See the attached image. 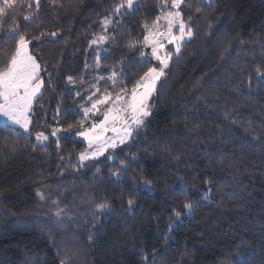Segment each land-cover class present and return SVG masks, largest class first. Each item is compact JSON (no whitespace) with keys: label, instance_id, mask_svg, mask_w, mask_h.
<instances>
[{"label":"trees","instance_id":"obj_1","mask_svg":"<svg viewBox=\"0 0 264 264\" xmlns=\"http://www.w3.org/2000/svg\"><path fill=\"white\" fill-rule=\"evenodd\" d=\"M135 1L0 0V73L23 39L42 85L30 134L0 124V264H264V0ZM175 12L191 38L149 116L81 161L73 136L160 68L146 34Z\"/></svg>","mask_w":264,"mask_h":264},{"label":"rangeland","instance_id":"obj_2","mask_svg":"<svg viewBox=\"0 0 264 264\" xmlns=\"http://www.w3.org/2000/svg\"><path fill=\"white\" fill-rule=\"evenodd\" d=\"M136 6L135 0H125V7ZM175 6V5H174ZM175 12L163 17L146 34L147 47L160 68L149 71L129 99L119 97L108 107L102 120L82 134L73 137L86 144L81 161L99 159L110 151L128 143L134 130H138L149 116L148 101L163 76L164 69L180 46L190 40L191 33ZM161 22V23H160ZM174 49V52L170 51ZM40 65L29 52L28 43L20 39L10 67L0 73V124H5L30 134L31 115L34 103L41 94ZM53 136L63 134L52 131ZM38 144L49 142V135H35ZM40 209L62 217V210L54 193L42 190L39 193Z\"/></svg>","mask_w":264,"mask_h":264}]
</instances>
